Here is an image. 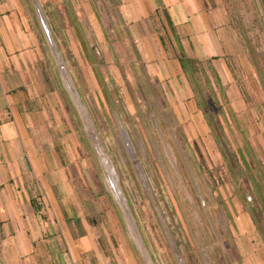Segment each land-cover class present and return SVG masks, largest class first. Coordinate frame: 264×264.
<instances>
[{
	"label": "rangeland",
	"instance_id": "1",
	"mask_svg": "<svg viewBox=\"0 0 264 264\" xmlns=\"http://www.w3.org/2000/svg\"><path fill=\"white\" fill-rule=\"evenodd\" d=\"M25 1L43 45L55 151L106 263L146 264L107 191L92 140L116 174L147 263L264 262L262 1L209 0L230 42L232 82L209 86L207 65H196L187 81L198 94L175 101L129 40L116 0H36L87 124Z\"/></svg>",
	"mask_w": 264,
	"mask_h": 264
},
{
	"label": "crops",
	"instance_id": "2",
	"mask_svg": "<svg viewBox=\"0 0 264 264\" xmlns=\"http://www.w3.org/2000/svg\"><path fill=\"white\" fill-rule=\"evenodd\" d=\"M115 2L129 40L175 101L194 93L181 67L186 60L211 61L221 87L231 84L230 42L209 0ZM44 69L41 37L26 1L0 0V261L107 264L93 229L80 218L67 167L55 151Z\"/></svg>",
	"mask_w": 264,
	"mask_h": 264
},
{
	"label": "water",
	"instance_id": "3",
	"mask_svg": "<svg viewBox=\"0 0 264 264\" xmlns=\"http://www.w3.org/2000/svg\"><path fill=\"white\" fill-rule=\"evenodd\" d=\"M262 4L264 6V0H261ZM34 16L36 18V22L38 24V27L44 37V40L51 52V55L56 63L57 69L60 74V79L63 84L64 89L67 91L69 98L71 102L73 103L75 109L79 113V115L83 118V122L87 124V120L85 119V115H83V109L80 103V100L78 98V94L66 72V68L60 59L58 52L56 50L55 43L53 41L50 29L48 27V24L45 20L44 14L42 13V10L36 0H30ZM93 150L98 158V162L100 164V167L102 169L103 175H104V183L106 185L107 191L110 195V197L113 199V201L118 205V207L121 210V213L124 217V221L128 230V233L137 248L140 256L143 258V260L146 262V264H152V263H147V254L144 248V245L138 235L137 229L131 219L130 213L128 211V208L126 206L125 199L123 197V194L119 188L118 185V180L116 177V174L110 165L109 161L107 158L103 155V152L101 149L93 142L91 141Z\"/></svg>",
	"mask_w": 264,
	"mask_h": 264
},
{
	"label": "trees",
	"instance_id": "4",
	"mask_svg": "<svg viewBox=\"0 0 264 264\" xmlns=\"http://www.w3.org/2000/svg\"><path fill=\"white\" fill-rule=\"evenodd\" d=\"M200 66L202 69H203V66L207 65V69H208V75L205 76V83L207 85H211V80L213 82V84L215 85V87L217 88H222L221 85H220V82L217 78V74L215 72V69L213 68V66L211 65V61H207V62H204V63H199V62H195V61H191V60H186L185 62H181V67H182V70H183V73L186 75V76H190L194 74V71H195V68L194 66ZM205 71V70H204ZM211 78V79H210ZM194 88L193 89V92L198 94V90L195 86H193ZM212 95H213V92H212ZM204 99H202L201 101H203ZM199 104V107L201 108V105L200 103Z\"/></svg>",
	"mask_w": 264,
	"mask_h": 264
}]
</instances>
